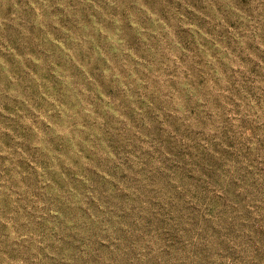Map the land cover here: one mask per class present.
I'll return each instance as SVG.
<instances>
[{
  "label": "clouds",
  "instance_id": "9594fccd",
  "mask_svg": "<svg viewBox=\"0 0 264 264\" xmlns=\"http://www.w3.org/2000/svg\"><path fill=\"white\" fill-rule=\"evenodd\" d=\"M0 264H264V0H0Z\"/></svg>",
  "mask_w": 264,
  "mask_h": 264
}]
</instances>
